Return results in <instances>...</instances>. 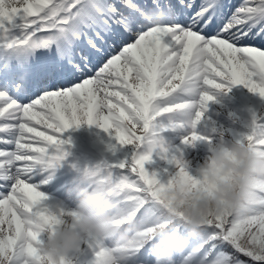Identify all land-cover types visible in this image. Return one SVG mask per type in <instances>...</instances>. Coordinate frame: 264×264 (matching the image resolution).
Instances as JSON below:
<instances>
[{"label": "snow or ice", "instance_id": "6c2138e0", "mask_svg": "<svg viewBox=\"0 0 264 264\" xmlns=\"http://www.w3.org/2000/svg\"><path fill=\"white\" fill-rule=\"evenodd\" d=\"M20 69L11 91L31 89L25 97L0 79V144L14 146L0 150V264H70L41 252L42 235L76 213L45 203L37 170L64 159L62 134L82 123L130 147L126 159L83 174L89 191L109 190L114 226L133 229L116 244L86 236V264H264V191L239 215L209 214L190 235L170 186L210 189L160 135L211 145L196 128L213 92L242 86L264 98V0H0V77ZM246 127L237 141L264 152V120L253 113ZM153 155L175 169L163 170L165 182L145 168Z\"/></svg>", "mask_w": 264, "mask_h": 264}, {"label": "clouds", "instance_id": "9594fccd", "mask_svg": "<svg viewBox=\"0 0 264 264\" xmlns=\"http://www.w3.org/2000/svg\"><path fill=\"white\" fill-rule=\"evenodd\" d=\"M208 152L210 154L199 165L197 173L210 191L177 181L168 192L173 200L183 201L181 209L190 235L197 234L209 214L239 215L255 200L257 191H264V152L237 140L213 143L208 146ZM90 183L85 174L72 181L68 195L73 199L76 215L68 217L46 236L41 252L47 260L55 262L82 255V240L86 236L101 241L110 239L116 244L127 240L133 231L131 227L114 226L115 216L110 213L116 204L109 190L96 183L89 191L84 185ZM157 254L158 249L153 252V255Z\"/></svg>", "mask_w": 264, "mask_h": 264}, {"label": "rangeland", "instance_id": "374dc122", "mask_svg": "<svg viewBox=\"0 0 264 264\" xmlns=\"http://www.w3.org/2000/svg\"><path fill=\"white\" fill-rule=\"evenodd\" d=\"M231 3H239V0H230ZM215 99L209 101L206 105V110L203 113L201 121L197 124L196 131L206 137H210L212 143L233 141L241 138V131H247L246 127L251 117L246 113L245 109L249 110L251 114L255 113L258 117L264 120V98H260L250 93L242 86H233L227 92H213ZM24 102H28L24 99ZM236 119V123L232 120ZM5 121L0 120V123ZM241 122L242 126L234 129V125ZM40 130V126H37ZM49 134H51L50 130ZM233 133L235 135H233ZM222 134V135H221ZM245 134V133H243ZM165 145L169 151L175 148H180L183 153L184 160L188 163L189 174L198 176L197 167L203 162L204 158L209 155L207 142H197L192 147H186L181 144L182 133L166 130L160 133ZM6 134L0 133V137ZM230 137V139H228ZM67 141L63 145V150L67 153L63 160L59 162L54 168L42 172L39 175L43 176L47 182L51 183L41 184V190L47 196H54L57 198V204L63 205L67 208H74L73 199L68 195V190L73 186L72 181L81 176L85 168L91 169L95 164L101 161L100 150L111 151L115 160L118 162L126 159L130 153V147H120L116 145V141L110 133H106L96 126H90L82 123L79 127H72L66 130L61 137ZM116 145V150L113 152L110 146ZM14 146L0 144V150H12ZM98 153V154H97ZM103 154L104 162L110 163L106 155ZM173 154H175L173 152ZM111 161V160H110ZM145 168L149 173L157 172V178L164 182L165 172L172 173L175 171L174 167L166 161L159 159L155 155L152 157L151 163H146ZM39 171V170H38ZM56 189H60L57 191ZM42 239H46V234L42 235ZM83 254L77 257H67L71 264H86L87 261L93 259L91 251L83 248ZM72 259V260H71Z\"/></svg>", "mask_w": 264, "mask_h": 264}, {"label": "trees", "instance_id": "16d2710c", "mask_svg": "<svg viewBox=\"0 0 264 264\" xmlns=\"http://www.w3.org/2000/svg\"><path fill=\"white\" fill-rule=\"evenodd\" d=\"M235 123H236V119H232ZM241 122H239V123H237V124H235L234 125V129H238V127H241ZM239 130V129H238ZM240 131V130H239ZM242 132V134L243 133H245V131H241ZM233 135H235L234 133H233ZM228 139H230V137H228ZM101 152H107L106 153V155H104L105 157H107V159L109 160V162H111V161H113V160H115V158H114V156H113V154H112V152L111 151H104V150H100ZM101 155L103 156V154L101 153ZM111 160V161H110ZM114 163H117V162H114ZM167 174L165 173L164 174V178H165V176H166ZM166 180H164V182H165ZM226 251H228V252H233L234 250H232L231 248H226L225 249ZM237 255H239V254H237ZM241 259H244V260H248L249 258H246V257H243V256H241L240 257ZM249 264H251V262H249Z\"/></svg>", "mask_w": 264, "mask_h": 264}, {"label": "bare ground", "instance_id": "6f19581e", "mask_svg": "<svg viewBox=\"0 0 264 264\" xmlns=\"http://www.w3.org/2000/svg\"><path fill=\"white\" fill-rule=\"evenodd\" d=\"M16 72L18 73V74H21V75H23V70L22 69H20V70H16ZM18 77V76H17ZM0 79H8V77H4L3 78V76L2 77H0ZM12 95H14V96H17V94L16 93H11ZM29 93H24L23 95L24 96H26V95H28ZM21 95V94H20ZM251 122V121H250ZM242 126V125H241ZM248 131V130H247ZM247 131H245V133H247ZM3 150H5V149H3ZM38 171V170H37ZM38 174H40L39 173V171H38ZM47 183H51V181H49V182H47ZM47 183H43V184H47ZM41 185V184H40ZM48 199L46 200V202L45 203H47V204H49V205H58L57 204V202H58V200H57V198H55L54 196H47V195H45ZM85 247V245H83L82 244V248H84ZM84 250V249H83ZM72 260V259H71Z\"/></svg>", "mask_w": 264, "mask_h": 264}]
</instances>
